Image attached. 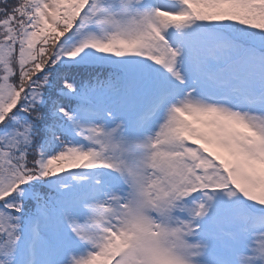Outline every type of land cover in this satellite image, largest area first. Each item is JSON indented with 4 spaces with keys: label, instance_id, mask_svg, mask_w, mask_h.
I'll list each match as a JSON object with an SVG mask.
<instances>
[{
    "label": "snow or ice",
    "instance_id": "snow-or-ice-1",
    "mask_svg": "<svg viewBox=\"0 0 264 264\" xmlns=\"http://www.w3.org/2000/svg\"><path fill=\"white\" fill-rule=\"evenodd\" d=\"M0 264H264V0H0Z\"/></svg>",
    "mask_w": 264,
    "mask_h": 264
}]
</instances>
